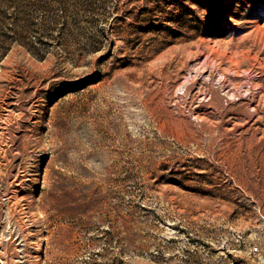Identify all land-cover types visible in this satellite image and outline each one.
I'll return each mask as SVG.
<instances>
[{"label": "rangeland", "instance_id": "374dc122", "mask_svg": "<svg viewBox=\"0 0 264 264\" xmlns=\"http://www.w3.org/2000/svg\"><path fill=\"white\" fill-rule=\"evenodd\" d=\"M264 0H0V264H259Z\"/></svg>", "mask_w": 264, "mask_h": 264}, {"label": "built area", "instance_id": "2783aa9c", "mask_svg": "<svg viewBox=\"0 0 264 264\" xmlns=\"http://www.w3.org/2000/svg\"><path fill=\"white\" fill-rule=\"evenodd\" d=\"M254 253L259 256V264H264V255L262 254V251L259 246L254 247Z\"/></svg>", "mask_w": 264, "mask_h": 264}]
</instances>
